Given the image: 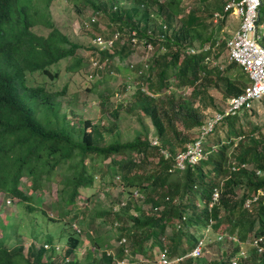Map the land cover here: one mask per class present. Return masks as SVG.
I'll return each mask as SVG.
<instances>
[{"label":"trees","instance_id":"16d2710c","mask_svg":"<svg viewBox=\"0 0 264 264\" xmlns=\"http://www.w3.org/2000/svg\"><path fill=\"white\" fill-rule=\"evenodd\" d=\"M59 1L0 0V264H160L163 256L172 264H208L191 254L211 235L232 243L209 264H264L253 246L264 237V138L243 123L253 111L224 118L204 138L203 158L177 168V156L197 139L184 132H201L206 124L196 102L222 114L212 91L229 101L250 84L220 38L231 15L224 13L227 0H201V14L185 13L184 0H66L94 41H113L106 49L95 42L85 47L59 29L52 14ZM217 13L223 18L215 22ZM262 25L264 0L258 30ZM191 48L196 53L188 55ZM137 54L148 59L133 63ZM66 60L69 73L89 68L87 91L98 96L102 112L133 87L128 111L150 121L156 142L145 127L130 141L119 139L126 107L119 103L108 126L65 112L60 100L69 83L51 86ZM54 183L57 221L40 207ZM116 188L124 197L95 212L107 233L96 229L82 252L93 200L84 192L97 197ZM13 201L60 223L69 231L65 245L43 234L36 219L25 236L1 213Z\"/></svg>","mask_w":264,"mask_h":264},{"label":"rangeland","instance_id":"374dc122","mask_svg":"<svg viewBox=\"0 0 264 264\" xmlns=\"http://www.w3.org/2000/svg\"><path fill=\"white\" fill-rule=\"evenodd\" d=\"M183 5L185 7V13L195 10L198 11V14H201L200 12L205 6L204 2L201 0H184ZM52 14L59 29H61L63 33L67 34L73 41L85 47H88L90 44L95 42L88 33V30L90 29L83 26L85 20H82L79 16H77V14L73 11L71 4H69L66 0H60L59 2L54 3L52 7ZM101 23L103 29L104 22L101 21ZM259 34L263 37L264 30L260 29ZM233 35V27L230 23H228L220 33V38H228V41H230ZM79 54H81L83 57L88 56V53L85 50L80 51ZM147 59V55L137 54L132 58V61L133 63H143ZM126 63L124 62L123 65L125 66ZM69 64L70 61L68 60L62 61L59 66L55 68V70L60 71V79L56 81L54 85H50L51 88L60 90L65 85V83H69L70 88L68 96L60 100L65 112H72L76 115V117H81L83 120H92L95 124L102 123L103 125L108 126L113 121V116H111L110 113L112 110L117 109L116 104L119 103L126 106L120 112V119L118 123L119 139L123 142L130 141L135 137L137 131L141 130L142 127H145L149 132L150 138L156 142L150 121L145 119L144 116H139L137 109L133 110L132 112L128 111L129 105L132 103V96L134 95V89H132L133 87L129 88V92L127 91L125 96L118 95L115 99H113V102L106 107L104 112H102L98 96L87 91V88L90 87L87 84V72L89 71V68L87 67L81 73H69L67 72ZM121 79L122 77H119V80ZM39 80L42 81V79ZM119 85L121 84H117L116 87H119ZM190 93V91L186 92L185 97L189 98ZM211 94L215 97L216 105L219 107V110L224 111L228 105V101H223L221 95L215 91H212ZM195 107L198 108L200 112H202L206 117V122L211 121V119L219 114L216 110H214L209 102H207L206 107H203L200 102H196ZM251 110L253 113L249 112V117L243 123L246 125L247 129V124L251 123L252 127L257 128L258 133H261L262 137L264 138V100L255 103ZM184 133L187 135V137L192 139H196L200 135V131ZM108 138L110 139L111 136ZM58 189V184L54 183L49 192H47L42 198L40 206L45 211H47L49 217L53 218L54 220H56L59 216L58 211L53 209V202L57 199ZM99 193L100 194L97 197L96 195L94 196L92 192H84L83 194V198L90 197L93 200L90 205V213L88 214V222L90 225L88 226L87 233H85L82 237V241L84 242V247L80 249L82 252L85 251L83 248L90 244L89 237L96 239V236L99 235L96 229H100L99 233L101 234L107 233V226H105L102 221H99L95 218L96 209H98L100 206H112L117 199L124 197L121 188L106 191L101 190ZM1 204L2 195H0V205ZM5 205L6 209L1 213L5 216L7 215L11 217L15 224L23 227V230L26 231L24 232L25 236L29 237L31 233V224L32 222L35 224L36 219L37 225H39V227L40 225L43 226V234L53 233L55 235V242L60 245H65V238L67 237L69 231H63V229L61 230L62 225H60V223H49L46 219L41 218L38 213L30 214L27 212L24 206L15 205L14 201L10 205ZM147 208L149 207L144 205V209ZM35 231L39 232L40 228H36ZM205 233L207 234L208 232L206 231ZM42 239L44 238L40 237L39 240L41 241ZM206 239L208 243H206V245L203 247L201 257L207 261L208 264L219 259L221 257L222 251L225 248L230 247L229 244L232 243V240L228 239L226 241L227 238L224 241H219L214 235H211ZM246 251V249L242 250L243 253Z\"/></svg>","mask_w":264,"mask_h":264},{"label":"built area","instance_id":"2783aa9c","mask_svg":"<svg viewBox=\"0 0 264 264\" xmlns=\"http://www.w3.org/2000/svg\"><path fill=\"white\" fill-rule=\"evenodd\" d=\"M260 6L261 0H228L225 5L224 13L231 12V14L240 20L238 30L227 43L228 59L247 73L250 84L241 95L233 97L228 101V105L222 114L219 113L211 121L206 122L201 128L199 137L187 146L185 152L177 156V168L179 170H184L187 164L195 165L203 158L204 138L212 132L216 124L226 117L239 114L244 109H251L255 103L264 99V48L260 45L261 36L257 26ZM222 18V14H215V22ZM260 29L264 30V25ZM95 43L101 49H106L108 46H112L113 41L106 42L102 38H97ZM195 53L196 51L192 48L188 50V55ZM135 196L137 197L138 194L136 193ZM218 198L219 195L216 193L214 200L217 201ZM250 205L251 203L248 202L247 207L249 208ZM122 206H125V203H122ZM218 240H223V237H219ZM123 243H126V241L123 240ZM263 244L264 237L256 239L253 243V246L260 254L264 253ZM203 247L204 242H201L199 247L191 254V257H201ZM120 264L129 263L121 262ZM160 264L172 263L163 256Z\"/></svg>","mask_w":264,"mask_h":264},{"label":"crops","instance_id":"0c3cea01","mask_svg":"<svg viewBox=\"0 0 264 264\" xmlns=\"http://www.w3.org/2000/svg\"><path fill=\"white\" fill-rule=\"evenodd\" d=\"M228 23H230L231 26L233 27V31H234V34H235V32H236V31L238 30V28H239L240 20H239L236 16H234L233 14H231V15L229 16V18H228L226 24H228ZM233 36H234V35H233ZM233 36H232V37H233ZM227 40H228V38H227Z\"/></svg>","mask_w":264,"mask_h":264}]
</instances>
